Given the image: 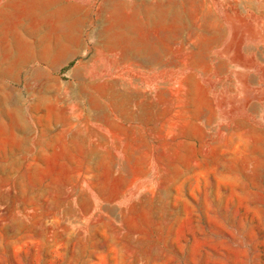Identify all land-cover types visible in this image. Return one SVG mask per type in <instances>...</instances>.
Listing matches in <instances>:
<instances>
[{"label":"rangeland","instance_id":"1","mask_svg":"<svg viewBox=\"0 0 264 264\" xmlns=\"http://www.w3.org/2000/svg\"><path fill=\"white\" fill-rule=\"evenodd\" d=\"M0 264H264V0H0Z\"/></svg>","mask_w":264,"mask_h":264}]
</instances>
